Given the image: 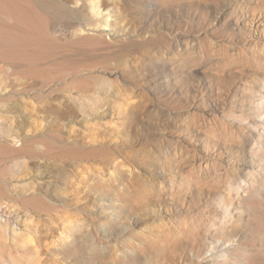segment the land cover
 Masks as SVG:
<instances>
[{
	"label": "rangeland",
	"instance_id": "1",
	"mask_svg": "<svg viewBox=\"0 0 264 264\" xmlns=\"http://www.w3.org/2000/svg\"><path fill=\"white\" fill-rule=\"evenodd\" d=\"M82 1L0 0V264H264V0Z\"/></svg>",
	"mask_w": 264,
	"mask_h": 264
},
{
	"label": "bare ground",
	"instance_id": "2",
	"mask_svg": "<svg viewBox=\"0 0 264 264\" xmlns=\"http://www.w3.org/2000/svg\"><path fill=\"white\" fill-rule=\"evenodd\" d=\"M82 1V0H81ZM87 1H90L88 4H89V7H90V9H91V12L93 13V14H95L97 17L95 18L96 20V22H98V24L101 26V28H107V26H111V22H110V18H109V14L108 13H110L111 14V10H110V8L107 10H104L103 8H101V2H102V0H87ZM104 1V0H103ZM105 1H108V2H114L113 0H105ZM78 2V1H77ZM86 1H82V4L83 3H85ZM103 4V3H102ZM112 4V3H111ZM88 5H86V7H87ZM105 6V5H104ZM111 8H113V7H111ZM114 11V10H113ZM89 13V12H88ZM90 15V14H89ZM113 16V15H112ZM90 17V16H89ZM94 19V18H93ZM98 20V21H97ZM93 21V20H92ZM95 24H97V23H95ZM97 27V26H96ZM103 30V29H102ZM2 123H5V120L4 121H1ZM10 122H12V120L10 121ZM5 126V125H4ZM6 127H8V126H6ZM1 128V127H0ZM4 128V127H3ZM3 130V129H2ZM10 132V131H9ZM8 132V133H9ZM2 132H1V130H0V134H1ZM12 134V133H11ZM12 137V136H11ZM16 137V136H15ZM14 137V138H15ZM6 138V137H5ZM10 138V137H9ZM37 146V145H36ZM44 150V149H43ZM39 151V150H38ZM19 161V160H18ZM23 162H25V161H23ZM18 163V162H17ZM16 163V164H17ZM21 164V163H20ZM15 165V163L13 164V166ZM16 166V165H15ZM20 168H21V166H20ZM13 172H15V170L13 171ZM12 174V173H11ZM14 174V173H13ZM2 180H4V179H2ZM5 181V180H4ZM6 184V183H5ZM28 185H30V183L28 184ZM31 186H32V183H31ZM32 189V188H31ZM34 190H35V186H34ZM34 190H33V192H34ZM25 191V190H24ZM36 192V191H35ZM40 192V191H39ZM28 194H29V192H28ZM38 194V193H37ZM33 195V194H32ZM36 195V194H35ZM33 197H34V195H33ZM35 197H37V196H35ZM27 198H29V195H28V197ZM27 202V201H26ZM28 203H30V202H28Z\"/></svg>",
	"mask_w": 264,
	"mask_h": 264
}]
</instances>
